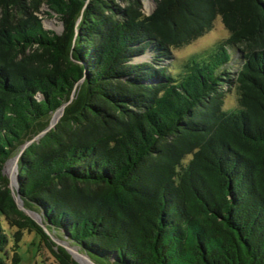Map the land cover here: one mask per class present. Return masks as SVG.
<instances>
[{
  "label": "trees",
  "instance_id": "obj_1",
  "mask_svg": "<svg viewBox=\"0 0 264 264\" xmlns=\"http://www.w3.org/2000/svg\"><path fill=\"white\" fill-rule=\"evenodd\" d=\"M152 1L0 0V264H77L13 194L96 264H264V0Z\"/></svg>",
  "mask_w": 264,
  "mask_h": 264
},
{
  "label": "rangeland",
  "instance_id": "obj_2",
  "mask_svg": "<svg viewBox=\"0 0 264 264\" xmlns=\"http://www.w3.org/2000/svg\"><path fill=\"white\" fill-rule=\"evenodd\" d=\"M142 11L145 15H151L155 9L156 5L154 4V1L152 0H142ZM42 11H45V9H42ZM39 18L42 20V24L44 26V29L47 30H53L56 33H60L63 29L61 24L53 18L49 19L48 17L45 16H39ZM220 17L215 19L212 25V29L209 30L207 33H205L203 36L198 38L197 40H194L190 45L183 47V48H178L174 49L171 51V57L172 60L169 62H164V64L169 65V63H173V65L178 66L181 64L183 61L187 60L190 56L193 54H199L208 48H212L216 43L226 40L228 38V32L224 29L223 24L220 21ZM150 60L149 54H145L142 58L140 59H135V61H147ZM169 67V66H168ZM170 70L174 71V67L170 66ZM175 72V71H174ZM237 105L236 103V95L235 91H231L225 99V105L224 109H229ZM60 114L55 113L56 117H58ZM54 115V114H53ZM53 115L51 116V121L53 118ZM57 121H54V123ZM16 156V155H15ZM11 157L4 165V169H2V172L4 175L7 176V178L11 179V176H15L16 174V168H14V162H12L13 158ZM9 162L12 164V169L10 167ZM12 183H14L12 181ZM13 188V184L11 186ZM17 205L20 207V209H24L20 199H17ZM31 215V213H29ZM7 233L11 235L13 233V230H7ZM54 236H56L59 239H62V233L61 232H56L54 231ZM39 241L40 238L34 234V232L28 233V232H23L22 239L18 242V247L14 250L17 253V256L19 257L20 264H44L41 261L40 256L42 255V250H40L39 247ZM67 243L70 244V246H74L71 243V241L67 240ZM13 240L10 238L9 244H8V257H11L13 254ZM77 248V247H76ZM78 249V248H77ZM79 253V252H78ZM81 258H84V255L80 254Z\"/></svg>",
  "mask_w": 264,
  "mask_h": 264
},
{
  "label": "water",
  "instance_id": "obj_3",
  "mask_svg": "<svg viewBox=\"0 0 264 264\" xmlns=\"http://www.w3.org/2000/svg\"><path fill=\"white\" fill-rule=\"evenodd\" d=\"M82 81H83V79H79V81H78V83H82ZM71 99H72V95H71ZM64 106V105H63ZM63 106L60 108V110H59V112H60V114H59V116L57 117V121H58V119H59V117H60V115L63 113ZM56 121V122H57ZM55 122V123H56ZM55 123L54 122H52L51 120H50V122H49V126H48V128H46V130H48L49 128H52L54 125H55ZM38 138V137H37ZM36 137H35V139H37ZM29 144V142H27L26 144H24L23 146H21V149H20V151L21 150H23L27 145ZM19 155V154H18ZM18 155H16L14 158H13V161H14V166H15V168L17 169V158H18ZM9 179V181H10V183H9V185H8V187H9V189L11 190V192L13 193V191H16L17 190V186H16V183H17V175L15 174V176H14V183H12V181H11V179L10 178H8ZM12 184H13V188L11 187L12 186ZM13 196H14V198H13V200H14V202H15V204H16V206L18 207V205H17V199L19 198L17 195H15V194H13ZM19 209H20V207H18ZM21 211H23L28 217H30L31 219H33L34 220V222L37 224V225H39L40 226V228L42 229V231L48 236V238L51 240V242L53 243V244H55L56 246H59V247H61L64 251H66L69 255H71V257L75 260V258L73 257V254H72V251H71V247H74V246H71L70 247V244H68L67 243V237L66 236H64L63 234H62V239H59V238H57L56 236H54V231H49L46 227V225L42 222V220H41V217H40V215L39 214H36V213H34V211H29V210H27V209H20ZM29 213H31V214H33L36 218H34L33 216H31ZM56 232H58V231H56ZM76 248V247H75ZM77 249V248H76ZM78 250V252L80 253V254H82V255H84V257L89 261V263L90 264H96L94 261H92V260H90V258L88 257V255L87 254H85L84 252H81L80 251V249H77ZM75 262L77 263V264H80L79 262H77L76 260H75Z\"/></svg>",
  "mask_w": 264,
  "mask_h": 264
},
{
  "label": "bare ground",
  "instance_id": "obj_4",
  "mask_svg": "<svg viewBox=\"0 0 264 264\" xmlns=\"http://www.w3.org/2000/svg\"><path fill=\"white\" fill-rule=\"evenodd\" d=\"M56 118H57V117H56ZM12 162H14V161L12 160ZM9 164H10V167H11V169H12V164H11L10 162H9ZM11 181L14 182V177H13V176H11ZM31 216L34 217L33 214H31ZM34 218H35V217H34ZM70 247H71V246H70ZM71 251H72L73 257L75 258V260H76L77 262H79L80 264H90L89 261H88L87 259H84V258H81V257H80V255H79V253H78V250H77L75 247H71Z\"/></svg>",
  "mask_w": 264,
  "mask_h": 264
}]
</instances>
